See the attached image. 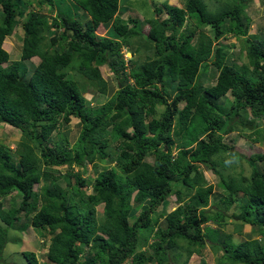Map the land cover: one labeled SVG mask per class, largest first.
Listing matches in <instances>:
<instances>
[{"label":"trees","instance_id":"16d2710c","mask_svg":"<svg viewBox=\"0 0 264 264\" xmlns=\"http://www.w3.org/2000/svg\"><path fill=\"white\" fill-rule=\"evenodd\" d=\"M181 1L182 7L162 3L161 20H123L119 0H0V127L20 133L13 151L0 146V199L20 198L17 206L11 199L7 209L0 201V262L6 231L22 213L32 230L51 236L45 258L52 264H188L192 249L201 252L206 244L213 255L219 254L215 264H264L260 238L234 243L232 235H220L227 220L235 223L233 232L239 236L243 226L263 235L264 168L260 171L256 163L264 155L241 156L250 167L248 177H222L214 159L228 151L223 136L246 129L240 111L264 120V34L248 36V20L240 19L252 0H231L230 6L214 11L202 0ZM32 5L55 16L35 12ZM149 6L155 16L162 13ZM75 11L88 19L79 22ZM225 20L234 27L224 26ZM99 24H109L119 44L96 37ZM143 26L151 46L130 70L129 85L119 46L128 48ZM207 26L211 37L200 30ZM15 27L21 32L20 54L10 61L2 43ZM47 27L54 29L49 37ZM223 33L243 38L253 78L223 64L224 49L212 46ZM31 58L38 62L29 73L23 62ZM206 63L217 71L210 87L198 81L199 66ZM102 65L118 88L91 109L83 82L105 95L98 69ZM165 81L175 90L171 98ZM222 98L229 104L227 111L219 103ZM156 106L162 107L157 117ZM69 117L81 123L71 147L45 145L52 133L64 136L58 128ZM172 135L180 138L175 146ZM112 162V167L99 168L93 180L73 172L87 163ZM203 169L217 174L215 186L207 183ZM40 181L47 183L33 191ZM213 188L221 196L207 209L185 204L163 211L172 197L175 204H183L192 193L210 195ZM22 257L27 264H38L31 252H22Z\"/></svg>","mask_w":264,"mask_h":264},{"label":"rangeland","instance_id":"374dc122","mask_svg":"<svg viewBox=\"0 0 264 264\" xmlns=\"http://www.w3.org/2000/svg\"><path fill=\"white\" fill-rule=\"evenodd\" d=\"M204 5L206 6L208 11H214L216 9H221L224 6H230L231 0H202ZM149 2L151 5H155L157 8L162 9V13L158 16L152 13V9L149 6ZM166 3L167 5L182 7L183 2L181 0H119V13L121 14V18L125 20L126 18H134L135 20L147 19V18H157L159 20L165 17L164 10L161 7L162 3ZM70 3V2H68ZM71 8V6H68ZM32 9L45 16L54 17L55 13H50L48 8L46 7H36L32 5ZM29 10V9H28ZM75 19H78L79 22L83 23L85 19L84 14L81 11H75L74 16ZM245 18L248 20L246 34L248 36H262L264 34V0H252L249 1L246 6L242 9L240 14V19ZM48 23V22H47ZM49 24V23H48ZM224 26L233 28L234 25L228 21H224ZM182 28L179 30L181 31ZM202 32L208 34L211 37L210 30L207 27H202L200 29ZM60 30H57V33ZM54 33V29L51 27H47L45 30L46 37L51 36ZM95 34L97 37L101 35L108 37L112 43L119 44V37L114 34L109 24L105 27L98 26L95 29ZM147 33V26H143L141 30V35L136 36L131 39L129 47L119 46L121 59L124 61L126 75H127V83H131L128 74L130 70L134 67V63L136 64L137 60L141 61L144 56L148 55L147 52L151 45H149L144 37ZM169 34V33H167ZM99 35V36H98ZM195 36V35H194ZM20 39L21 32L18 27H15L12 33L5 37L2 48L9 55L10 61H15L19 58L20 54ZM213 47L219 46L225 51V56L223 59V64L227 66L237 67L241 70V73L245 77H252L253 74L251 72V68L248 67L247 61L244 57V44L243 38H235V35L230 33H223L220 37L214 41ZM188 50L193 52V45L190 44ZM209 61V60H208ZM37 58H31L27 61H24V66L27 67V71L30 73L33 71L34 66L37 64ZM208 63V62H207ZM199 66V83L203 87H210L215 82V77L217 75V71L214 70L212 65L207 64ZM5 65V64H3ZM206 66V68L204 67ZM99 73L102 79L106 83V93L105 95L97 94L93 89H90L86 82H83L84 85V98L88 102V106L91 109H95L104 104L116 91L118 88L117 81L112 76V74L107 70L105 65L100 66ZM171 82H164V90L168 93L171 98L175 90L172 88ZM225 98L230 100L228 94L225 95ZM222 98L219 103H222V107L224 111L228 110V102L223 100ZM178 108L182 107V104L179 103ZM162 111V107L156 106L155 108V117ZM239 120H241L244 125H250L251 128L246 129H234L233 132L228 133L223 136V143L228 147V151L224 154H220L219 156L214 157L215 159V170L224 178L227 177H237L239 175L243 177H248L250 174V167L247 162L241 156H250L253 154H263L264 155V120L262 119H253L249 112L240 111ZM250 123V124H249ZM81 123L73 118L69 117L68 123L60 126L58 128L60 133H64L60 139L56 137L55 133H52L51 136L45 141V145H55L57 144L59 147L66 146L67 149L71 147V145L75 142L79 131H80ZM177 131V127H176ZM20 139V133L18 130L13 129L9 126H1L0 127V146L7 148L8 150L13 151L16 147L17 143ZM173 146L177 145L180 142V138L178 135H172ZM255 141V142H253ZM113 142V141H112ZM260 142V143H259ZM55 143V144H54ZM110 154L112 156L117 154L115 148L110 147ZM229 153H233V157H229ZM151 162L150 159H147ZM114 163H101L94 166L92 164H86L85 168L82 170L80 167H73V172H77L82 178L93 180L96 176V172L101 167H109L113 166ZM256 166L261 171L264 168V161L256 163ZM66 168H59L61 174L65 172ZM70 173V172H69ZM203 175L208 184L215 186L218 181L217 174H214L211 169H203ZM71 181L74 179L71 177ZM45 180V179H44ZM61 180H57V185L61 184ZM47 181H40L38 185H34L33 191L39 192V189L42 185L46 184ZM87 194L90 192V186H86L85 191ZM221 196L220 191L216 188H213V192L210 195L204 194H196L192 193L183 204H175L173 197L170 198L169 202L166 204V207L163 208V211L169 212L172 209L176 208L180 209L185 204H190L191 206L197 209H207L216 199ZM13 199L14 206H17L20 202L19 195H12L10 197L1 198L0 201L2 203L3 209H7L10 205V201ZM239 201V199H237ZM100 206L95 208L96 216L100 215ZM138 208V207H136ZM160 207L155 210L154 217L159 213ZM19 221L15 224L13 229H9L6 231V245L1 254V262L0 264H27L25 259L22 257V252H31L33 253L38 264H52L46 258L48 241L51 236L46 235L42 232H37L32 230L33 228L29 225V219L24 218L22 213L19 214ZM158 224L161 225L162 218L157 219ZM228 224L220 231V235L229 234L232 235L231 240L234 243L239 242L244 238H255L261 239L262 247H264V232L263 235L260 236L257 233V229L251 230L249 233V227L243 226L241 228V235L235 234L233 232V225L235 224L232 220H227ZM41 233V234H39ZM149 236V234H148ZM145 247H142L143 249ZM87 248L84 249L86 252ZM149 251V249H148ZM150 252V251H149ZM191 256L188 259V264H199V261H202L204 264H215V259L218 255H213L209 250V246L206 244L204 248L201 249V252L196 251L195 248L192 249ZM81 257H79V260ZM202 259V260H200ZM178 264H181L180 262Z\"/></svg>","mask_w":264,"mask_h":264},{"label":"clouds","instance_id":"9594fccd","mask_svg":"<svg viewBox=\"0 0 264 264\" xmlns=\"http://www.w3.org/2000/svg\"><path fill=\"white\" fill-rule=\"evenodd\" d=\"M98 26H103V27H105L106 25L99 24ZM98 26H97V27H98ZM97 27H96V28H97ZM96 28H95V29H96ZM95 29H94V34H96V33H95ZM96 35H97V34H96ZM96 35H95V36H96ZM98 36H99V35H98ZM96 37H97V36H96ZM100 37H106V36L101 35ZM107 38H108V37H107ZM255 239H257V237H255ZM262 245H263V244H262Z\"/></svg>","mask_w":264,"mask_h":264},{"label":"water","instance_id":"95a60500","mask_svg":"<svg viewBox=\"0 0 264 264\" xmlns=\"http://www.w3.org/2000/svg\"><path fill=\"white\" fill-rule=\"evenodd\" d=\"M247 129H250L251 126L250 125H244Z\"/></svg>","mask_w":264,"mask_h":264}]
</instances>
